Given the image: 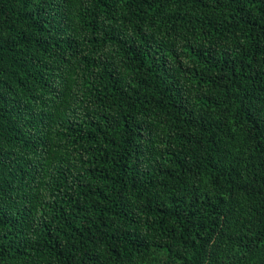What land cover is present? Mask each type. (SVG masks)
<instances>
[{"label": "trees", "instance_id": "1", "mask_svg": "<svg viewBox=\"0 0 264 264\" xmlns=\"http://www.w3.org/2000/svg\"><path fill=\"white\" fill-rule=\"evenodd\" d=\"M0 264H264V0H0Z\"/></svg>", "mask_w": 264, "mask_h": 264}]
</instances>
